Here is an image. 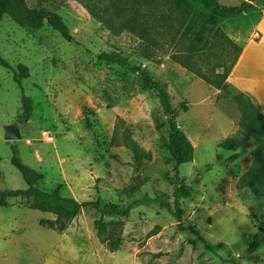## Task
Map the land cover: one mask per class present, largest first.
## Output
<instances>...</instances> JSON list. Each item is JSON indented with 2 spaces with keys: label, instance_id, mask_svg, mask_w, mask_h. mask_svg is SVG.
Listing matches in <instances>:
<instances>
[{
  "label": "rangeland",
  "instance_id": "1",
  "mask_svg": "<svg viewBox=\"0 0 264 264\" xmlns=\"http://www.w3.org/2000/svg\"><path fill=\"white\" fill-rule=\"evenodd\" d=\"M217 1L235 6L242 0ZM25 2L58 14L70 40L46 23L32 29L7 16L0 21V56L11 67L21 64L29 71L19 87L12 71L0 66V188H25L11 164L14 148L25 165L43 175L39 186L44 191L61 185V195L78 202L98 197L126 205L144 194L171 202L174 163L163 125L171 113L194 146L193 161L179 167L191 187L181 203L182 222L193 230L180 231L157 204L137 207L127 218L105 219L115 230L114 245L108 248L96 236L93 210H83L59 233L40 225L55 216L29 209L25 200H11L9 207H0V264H264V146L239 127L241 115L232 100L237 91L230 85L228 92L216 90L176 63L170 55L183 51L176 31L173 39L154 34L157 47L126 31L110 33L84 7L96 3L102 10L105 0ZM253 9L218 28L240 45L255 24ZM206 36L211 39L212 33ZM110 52L151 75L167 95L168 115L137 72L100 60ZM208 52L195 63L221 73L217 66L230 58L219 46ZM148 53L152 59L144 57ZM22 95L33 101L29 118L23 114ZM7 130L20 137L7 139ZM126 139L150 159L135 160L123 146ZM227 139L242 144L226 151L220 145ZM233 154L236 159L229 161ZM255 163L262 174L251 186H239ZM255 233L262 241L250 252Z\"/></svg>",
  "mask_w": 264,
  "mask_h": 264
},
{
  "label": "trees",
  "instance_id": "2",
  "mask_svg": "<svg viewBox=\"0 0 264 264\" xmlns=\"http://www.w3.org/2000/svg\"><path fill=\"white\" fill-rule=\"evenodd\" d=\"M37 1L51 2L53 0ZM96 1L100 2L101 0ZM105 1L107 3L102 10L97 8L96 3L85 2L84 7L106 30L114 35L126 31L138 37L147 46L153 47L158 46L156 34L162 33L173 39L172 33L176 31L179 34L176 43L180 48H178L179 50L183 48V53L171 54V58L181 67L195 74L207 85L225 92H228L229 84L227 79L241 54L242 47L220 31L218 25L224 20L245 15L256 4L264 6V0H242L239 5L235 6L222 5L217 0ZM194 3L203 11H198ZM3 16H7L18 26H27L32 29H40L46 23L63 38L67 39L70 37L68 27L58 14L47 12L44 9L29 8L25 0H0V21ZM210 33H212L211 39L206 36ZM216 46H219L230 58L229 63H222L217 66L218 69H222L221 73L216 72L215 69L205 71L195 63L196 58H201ZM153 55L148 53L144 57L152 59ZM99 58L103 62L117 65L128 71L137 72L141 80L156 92L164 111L169 113L170 104L165 91L146 70L140 66L132 65L126 58L115 52L102 53ZM0 66L12 71L13 79L19 87H21V80L29 78L28 68L24 65L19 64L13 68L0 56ZM21 100L23 114L29 118L32 113L33 101L24 95L21 96ZM232 100L241 115L239 127L243 135L251 134L264 146V115L253 103L252 99L242 92L237 91ZM169 114L170 116L163 125L167 126V150L174 163L171 202L164 200L158 195L150 196L148 194H144L126 205L111 202L103 203L98 197L92 201L78 202L74 198L62 196L60 193L61 185H58L50 192L44 191L39 186L43 175L25 165L19 158L17 150L12 148L11 164L19 172L25 188H0V207H9L11 200H25L29 209L55 216L54 220L41 221L40 225L59 233L63 232L68 224L83 210H93L97 215L93 222L96 236L108 248L114 245L115 230L107 227L105 219L111 216L127 218L131 211L137 207H149L157 204L176 220L177 228L180 231L193 230L190 227H185L182 222L181 203L190 196L191 187L180 176L179 167L193 161L194 146L187 136L178 130L173 116L171 113ZM241 144V140L227 139L220 146L226 151H236ZM123 146L130 148L133 157L137 161L150 159L149 154L139 150L133 143L129 144L128 139L123 141ZM236 156V154H233L228 160L233 161ZM261 174L262 169L255 163L240 177L239 186H251ZM197 238L203 243L205 249L212 250L200 235H197ZM261 241L262 235L255 233L249 245L250 252L256 251Z\"/></svg>",
  "mask_w": 264,
  "mask_h": 264
},
{
  "label": "crops",
  "instance_id": "3",
  "mask_svg": "<svg viewBox=\"0 0 264 264\" xmlns=\"http://www.w3.org/2000/svg\"><path fill=\"white\" fill-rule=\"evenodd\" d=\"M253 12L257 14L255 24L249 37L240 44L242 51L227 83L248 95L264 115V6L254 7Z\"/></svg>",
  "mask_w": 264,
  "mask_h": 264
},
{
  "label": "water",
  "instance_id": "4",
  "mask_svg": "<svg viewBox=\"0 0 264 264\" xmlns=\"http://www.w3.org/2000/svg\"><path fill=\"white\" fill-rule=\"evenodd\" d=\"M67 40L69 41L70 40V37L67 38ZM166 115H168V112L165 111ZM5 137L9 140H15V139H18L20 136H19V133L17 131H10V130H7L5 131Z\"/></svg>",
  "mask_w": 264,
  "mask_h": 264
},
{
  "label": "built area",
  "instance_id": "5",
  "mask_svg": "<svg viewBox=\"0 0 264 264\" xmlns=\"http://www.w3.org/2000/svg\"><path fill=\"white\" fill-rule=\"evenodd\" d=\"M42 136H43L44 139H50V138H49V135H47L46 132H43V133H42Z\"/></svg>",
  "mask_w": 264,
  "mask_h": 264
}]
</instances>
